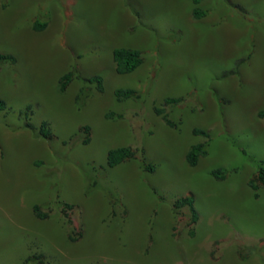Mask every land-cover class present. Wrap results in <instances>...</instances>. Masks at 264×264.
Wrapping results in <instances>:
<instances>
[{"label":"rangeland","instance_id":"rangeland-1","mask_svg":"<svg viewBox=\"0 0 264 264\" xmlns=\"http://www.w3.org/2000/svg\"><path fill=\"white\" fill-rule=\"evenodd\" d=\"M23 1L15 0L13 17ZM181 1L177 13L145 9L173 15L170 20L147 22L131 12L133 24L119 39L142 51L144 63L108 82L103 93L77 79L57 93L62 75L75 69L82 78L81 58L69 60L65 47L54 51L40 79L25 70L31 81L20 82L15 64H0V93L9 100L0 98V264H23L32 255L43 256V264H264V187L255 198L247 185L256 172L247 155L264 161V119L258 117L264 111V0ZM7 2L3 8L0 0L1 10L11 7ZM195 7L208 14L195 20ZM51 18L48 6H37L30 22L48 28ZM7 24L0 14V53L20 54ZM81 87L91 96L78 109L74 97ZM118 88L133 89L139 98L117 102ZM167 98L182 101L166 105ZM109 112L123 118L107 120ZM42 121L51 125L52 143L38 133ZM84 125L91 128L88 145L79 131ZM194 128L210 141L208 155L191 168L189 147L206 142ZM126 146L143 149L144 156L108 168L107 151ZM142 158L153 173L143 169ZM218 168L237 170L218 182L209 175ZM185 197L194 199L195 224L188 208L174 209ZM64 203L75 207L72 227L82 233L77 243L67 240ZM34 205L49 218L36 219Z\"/></svg>","mask_w":264,"mask_h":264},{"label":"crops","instance_id":"crops-1","mask_svg":"<svg viewBox=\"0 0 264 264\" xmlns=\"http://www.w3.org/2000/svg\"><path fill=\"white\" fill-rule=\"evenodd\" d=\"M10 1L11 7L5 11L0 8V14L7 17L8 26L6 27H9L19 40L17 44L21 49L20 54L12 55L11 53V55L16 59L15 67L13 66L12 69H15L18 75L20 74V82L30 80L24 79L22 74L25 70L31 72L32 80L40 79L54 51L65 47L68 50L66 54L69 60L70 55L81 58L77 64L82 78L101 76L105 91L106 84L119 77L115 71L113 50L128 48L119 38L125 35L127 29L133 24L134 18L131 12H140L144 20L148 22L153 18L170 20L173 16L157 14L159 12L156 11L153 14L146 13L145 9L150 10L151 5L162 8V11L163 8L169 7L168 12L171 13L175 11L177 13L182 8L181 0H177L179 10L171 0H57V2L56 0H27L19 5V12L16 17H13L11 14L15 0ZM44 5L48 6L51 11V23L47 30L36 32L32 29L30 21L37 6ZM63 12H67L66 18ZM64 56L63 68L65 70L63 73L66 72L67 67L66 55ZM7 66L3 65L4 70L8 68ZM74 83L75 81L68 88ZM0 98L9 101L3 93H0ZM23 132L30 133L27 130ZM41 143L44 144L45 141Z\"/></svg>","mask_w":264,"mask_h":264},{"label":"trees","instance_id":"trees-1","mask_svg":"<svg viewBox=\"0 0 264 264\" xmlns=\"http://www.w3.org/2000/svg\"><path fill=\"white\" fill-rule=\"evenodd\" d=\"M202 0H192V3L194 5H199ZM7 0H3V8L7 7ZM208 12L206 10H203L201 8L195 7L192 10V17L195 20H200L204 18ZM48 24L46 22H41L40 20H34L32 23V29L36 32L44 31L47 28ZM113 61L115 63V71L118 75H127L130 73H133L135 70H137L143 63H144V57L143 52L137 49L132 48H116L113 50ZM16 63V59L14 56L10 54H2L0 53V64H9L14 65ZM81 81L83 84H89L94 85L95 89L98 93L104 92V86H103V79L101 76H92L88 79H83L78 76L77 71L73 69L72 71H69L68 73L62 75L60 79L58 80L57 84V93L59 95H63L66 92L67 87L75 80ZM113 95L115 97V100L117 102H122L129 99H138L139 95L138 93L133 89H123L118 88L115 89L113 92ZM91 96V93L89 90H87L85 87H81L76 96L74 97V104L78 109H81L85 106L86 100ZM182 100L179 98H167L165 99L164 103L166 105H172L181 102ZM5 105L2 101H0V110H4ZM27 110H31L30 107L27 108ZM155 113L158 116H161L162 121L164 124L171 128L176 129L177 125L171 121L168 117V114H166L161 109H154ZM105 119L107 120H119L122 119L123 116L120 114H116L114 112H109L105 114ZM258 117L261 119H264V111H260L258 113ZM26 128L32 130L33 125L31 123H26L24 125ZM79 131L83 133L84 137L82 139L83 145H88L91 141V128L88 125L81 126L79 128ZM38 133L40 137H42L44 140H46L48 143H52L55 139V135L52 131L51 125L48 121H42L40 123ZM192 134L194 136H200L206 139V142L201 144H194L189 147L186 155H185V162L186 164L194 168L197 166L198 161L200 158H204L208 155V145L210 141V136L207 132L204 130L194 128L192 130ZM138 153L141 154V156H144V150L137 151L136 149L126 146V147H119L110 149L107 151L106 154V166L108 168H114L118 165H121L123 163H126L131 160H135L138 157ZM242 154H245L244 151H242ZM247 159L251 165L256 167V172L254 175L248 179L247 185L248 187L255 192V198H258V191L262 187H264V161H257L253 157L247 155ZM143 162V158H142ZM143 169L147 172L153 173L155 171V168L151 165H145L143 162ZM236 168H232L230 170L224 169V168H218L211 170L209 172V175L216 181L222 182L225 181L229 175L230 172L236 171ZM188 208L191 216L192 224H195L198 221V213L194 207V199L193 197H185L178 199L174 203V209L175 210H181L183 208ZM75 208L73 205L64 203L62 207V214L64 218L66 219V225L68 227V234H67V240L71 243H77L82 238L81 232H75L74 228L72 227V221H71V211ZM32 213L33 216L38 220H47L49 218V214L47 212H44L42 210V207L40 205H34L32 207ZM191 237H194V230H190L189 232ZM23 264H43V256H27Z\"/></svg>","mask_w":264,"mask_h":264}]
</instances>
